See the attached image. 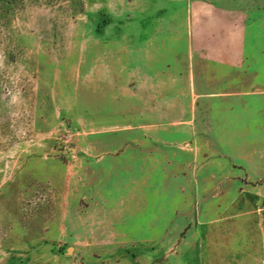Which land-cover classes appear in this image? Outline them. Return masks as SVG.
<instances>
[{
	"label": "rangeland",
	"instance_id": "1",
	"mask_svg": "<svg viewBox=\"0 0 264 264\" xmlns=\"http://www.w3.org/2000/svg\"><path fill=\"white\" fill-rule=\"evenodd\" d=\"M190 1L0 0V264H264V0L181 122Z\"/></svg>",
	"mask_w": 264,
	"mask_h": 264
},
{
	"label": "crops",
	"instance_id": "2",
	"mask_svg": "<svg viewBox=\"0 0 264 264\" xmlns=\"http://www.w3.org/2000/svg\"><path fill=\"white\" fill-rule=\"evenodd\" d=\"M250 7L247 5V0H193L188 3L187 31L184 40L178 38L177 41H185L183 56L188 58L189 62L183 70L176 69L174 83L179 94H176L172 103L175 111L174 120L191 122L194 117L193 106L194 104L198 106L197 99L211 95L208 92L199 93L197 88L201 83H208V77L201 74L210 73L213 70L207 65L195 64L194 58H204L207 61L222 64L226 68H237L244 74L247 73L250 68L247 64V35L245 23H242L240 19H245L246 9ZM107 69V66L97 65L96 78L102 80V70L105 72ZM245 81L246 77H243V82ZM147 88L149 85L147 87V83L143 81L141 89L136 93L133 88L126 90L129 96L134 97L136 94L142 99L143 104H146L151 97ZM166 118L165 113L163 117H157V119ZM186 126L191 127L189 124ZM143 137L144 135H142V139ZM129 147L130 145L126 147L125 151H128ZM141 150L143 152L144 148ZM84 165L83 170L85 171L88 169V164ZM85 174L79 178L81 185L79 190L84 196L91 192L90 177L86 172ZM66 190L68 193L69 184Z\"/></svg>",
	"mask_w": 264,
	"mask_h": 264
}]
</instances>
